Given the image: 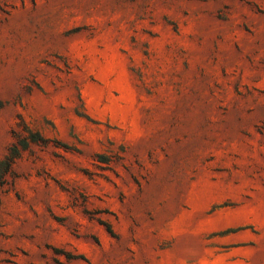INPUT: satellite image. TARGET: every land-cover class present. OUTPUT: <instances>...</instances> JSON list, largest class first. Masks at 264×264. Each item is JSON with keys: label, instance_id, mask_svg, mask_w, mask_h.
I'll return each mask as SVG.
<instances>
[{"label": "rangeland", "instance_id": "rangeland-1", "mask_svg": "<svg viewBox=\"0 0 264 264\" xmlns=\"http://www.w3.org/2000/svg\"><path fill=\"white\" fill-rule=\"evenodd\" d=\"M0 264H264V0H0Z\"/></svg>", "mask_w": 264, "mask_h": 264}, {"label": "trees", "instance_id": "trees-1", "mask_svg": "<svg viewBox=\"0 0 264 264\" xmlns=\"http://www.w3.org/2000/svg\"><path fill=\"white\" fill-rule=\"evenodd\" d=\"M11 161H12V158H7V160H6V162H7L8 164H10Z\"/></svg>", "mask_w": 264, "mask_h": 264}]
</instances>
